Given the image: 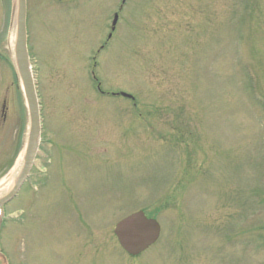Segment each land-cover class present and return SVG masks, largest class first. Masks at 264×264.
<instances>
[{"label": "rangeland", "instance_id": "374dc122", "mask_svg": "<svg viewBox=\"0 0 264 264\" xmlns=\"http://www.w3.org/2000/svg\"><path fill=\"white\" fill-rule=\"evenodd\" d=\"M42 2V133L0 264H264V0ZM11 64L25 132L0 131V183L28 140ZM138 210L161 234L132 255L114 228Z\"/></svg>", "mask_w": 264, "mask_h": 264}, {"label": "water", "instance_id": "95a60500", "mask_svg": "<svg viewBox=\"0 0 264 264\" xmlns=\"http://www.w3.org/2000/svg\"><path fill=\"white\" fill-rule=\"evenodd\" d=\"M19 24L16 42V64L23 82L30 114V130L22 170L10 191L0 198V206L12 200L26 180L32 167L40 137V106L27 50L25 26L26 4L19 0ZM118 16H115L114 24ZM128 95L127 93H123ZM121 246L130 254L137 255L147 249L159 237L161 226L157 219L149 218L144 211L134 212L122 218L115 227Z\"/></svg>", "mask_w": 264, "mask_h": 264}, {"label": "flooded vegetation", "instance_id": "af4514ba", "mask_svg": "<svg viewBox=\"0 0 264 264\" xmlns=\"http://www.w3.org/2000/svg\"><path fill=\"white\" fill-rule=\"evenodd\" d=\"M58 4L65 3L68 0H25L26 17L25 25L27 32V41L29 33V19H31V4ZM125 3L124 0H122ZM20 4L15 0H0V131L6 130L10 132H25V102L21 96L19 85L16 81H10L5 68L11 67L12 49L10 45L11 33L13 31L15 6ZM117 14V12H114ZM117 25V24H116ZM116 25L111 26L109 37L116 30ZM22 109V114L20 110ZM18 127V128H17Z\"/></svg>", "mask_w": 264, "mask_h": 264}, {"label": "bare ground", "instance_id": "6f19581e", "mask_svg": "<svg viewBox=\"0 0 264 264\" xmlns=\"http://www.w3.org/2000/svg\"><path fill=\"white\" fill-rule=\"evenodd\" d=\"M17 3V0H16ZM17 6V4H16ZM17 15L15 16L14 19V25H13V31L11 33V38H10V45H11V49H12V54H13V58L16 60V54H15V50H16V35H17ZM24 164V158H23V153H21V155L19 156V160L17 161L16 165L14 166L13 170H12V174H11V178L10 180H6L0 183V198L3 197L5 194H7L10 189L12 188L13 184L15 183V181L18 178V175L20 174L22 167Z\"/></svg>", "mask_w": 264, "mask_h": 264}]
</instances>
